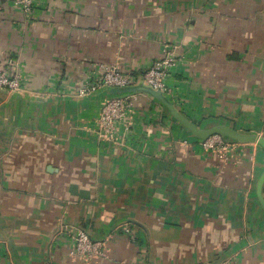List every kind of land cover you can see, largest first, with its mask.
Masks as SVG:
<instances>
[{
	"label": "crops",
	"instance_id": "1",
	"mask_svg": "<svg viewBox=\"0 0 264 264\" xmlns=\"http://www.w3.org/2000/svg\"><path fill=\"white\" fill-rule=\"evenodd\" d=\"M165 49L178 109L262 136L264 0H0V62L22 82L0 88V264H264L263 145L206 151L145 93L104 140L107 95L78 94L101 64L141 73ZM79 228L104 255L70 254Z\"/></svg>",
	"mask_w": 264,
	"mask_h": 264
},
{
	"label": "built area",
	"instance_id": "2",
	"mask_svg": "<svg viewBox=\"0 0 264 264\" xmlns=\"http://www.w3.org/2000/svg\"><path fill=\"white\" fill-rule=\"evenodd\" d=\"M20 7L23 11L30 13L34 0H6ZM11 55L6 62H0V88L18 91L22 88L21 76L19 72L10 68L15 65V59ZM175 53L171 49H165L162 60L156 61L144 72L135 73L121 68L116 64H101L83 81L78 89L79 95L99 93L101 88L115 86H129L144 82L155 89L170 94L173 92L167 79L171 74V68L175 62ZM138 95L106 96L101 103L100 116L97 120L96 131L98 135L108 141H118L124 131L132 128V113L136 107ZM264 135V132L262 133ZM201 147L210 152H214L220 157L230 159L236 158L243 153V143H239L230 138L220 135H213L206 140H198ZM106 240L92 237L85 229L79 228L72 237L70 254L83 259H90L104 255Z\"/></svg>",
	"mask_w": 264,
	"mask_h": 264
},
{
	"label": "water",
	"instance_id": "3",
	"mask_svg": "<svg viewBox=\"0 0 264 264\" xmlns=\"http://www.w3.org/2000/svg\"><path fill=\"white\" fill-rule=\"evenodd\" d=\"M107 96H121L127 97L134 94H149L158 99L171 113V115L184 126L194 137L206 140L213 135H220L224 138H230L239 143H260L264 146V136H260L254 133L242 132L232 126L225 124H217L210 127H202L192 119H190L185 113L176 107V105L163 93V91L155 89L144 83L131 86H115L106 88L103 91ZM264 172L262 173L258 185L257 195L264 208Z\"/></svg>",
	"mask_w": 264,
	"mask_h": 264
},
{
	"label": "rangeland",
	"instance_id": "4",
	"mask_svg": "<svg viewBox=\"0 0 264 264\" xmlns=\"http://www.w3.org/2000/svg\"><path fill=\"white\" fill-rule=\"evenodd\" d=\"M139 83H144V82H139ZM139 83H137V84H139ZM82 84H84V82H82L81 83V85ZM137 84H133V85H137ZM144 84H146V83H144ZM129 86H131V85H129ZM107 88H110V87H107ZM106 90V88H101L100 89V92L101 91H105ZM164 93V92H163ZM167 97H168V94L167 93H164ZM135 95H137V94H135ZM106 97V96H105ZM174 118V117H173ZM175 119V118H174ZM191 119V118H190ZM176 120V119H175ZM177 121V120H176ZM178 122V121H177ZM179 123V122H178ZM263 135V134H262ZM264 136V135H263ZM192 137L194 138V139H196V140H201V139H198V138H196V137H194L193 135H192ZM244 144V143H243Z\"/></svg>",
	"mask_w": 264,
	"mask_h": 264
}]
</instances>
